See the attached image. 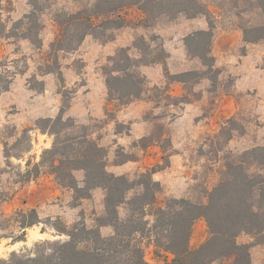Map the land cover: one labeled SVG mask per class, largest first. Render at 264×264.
<instances>
[{
  "label": "rangeland",
  "instance_id": "obj_1",
  "mask_svg": "<svg viewBox=\"0 0 264 264\" xmlns=\"http://www.w3.org/2000/svg\"><path fill=\"white\" fill-rule=\"evenodd\" d=\"M95 1L3 0L7 30L34 9L43 28L41 48L0 30V259L13 252L33 256L45 241L68 239L53 226L58 217L68 228L78 221L95 227L105 213L102 187L80 199L72 188L61 186L48 167L37 178L23 181L21 173L29 167L28 160L31 167L40 162L43 151L56 139L51 125L39 120L56 118L62 108L64 120L70 118L68 123L73 125L65 127L61 137L89 134L107 150L110 172L139 180L142 172L157 168L160 179H153L160 183L157 201L162 205L172 198L208 203L227 163L246 150L264 146V37L249 40L261 31L247 36L245 31L264 27V0H201L209 12L195 17L184 13L148 16L132 6L121 12L127 20L123 27L98 37L89 34L78 49L59 53L63 82L55 73L45 78L42 69L59 31L55 18ZM210 22L213 69L187 44L190 34L209 29ZM123 48L132 58L131 68L146 77L144 93L132 99L119 98L107 85ZM190 71L198 74H187L184 82L175 79ZM7 84L9 89L3 90ZM119 164L127 166L125 172L114 171ZM74 174L83 186L85 171L78 169ZM140 189L130 191L128 197ZM31 208L38 210L41 222L26 229L24 240H17L14 237L21 230L8 219L19 209ZM119 212L125 218L127 205ZM153 218L147 216L151 224ZM113 231L109 226L101 232L109 236ZM209 236L206 219H198L191 246H200ZM237 240L251 244L252 264H264V233L243 232ZM142 242L148 262L166 264L173 258L165 250L158 251L151 238ZM230 262L221 259L211 264Z\"/></svg>",
  "mask_w": 264,
  "mask_h": 264
},
{
  "label": "trees",
  "instance_id": "obj_2",
  "mask_svg": "<svg viewBox=\"0 0 264 264\" xmlns=\"http://www.w3.org/2000/svg\"><path fill=\"white\" fill-rule=\"evenodd\" d=\"M132 6H138L146 15L154 17L181 13L195 17L209 12L201 0H96L90 7L59 13L55 18L59 31L50 44L49 58L42 74L55 73L63 82L59 53L78 49L89 34L98 37L108 30L123 27L127 20L121 12ZM3 10V0H0L2 33L29 39L38 48L42 47L43 25L35 9L15 22L11 30H7L2 18ZM20 28H23L21 32ZM245 31L246 36L251 31H261L249 40L264 37L262 25ZM213 35L210 22L209 29L198 30L187 37L190 51L211 69L215 65V57L211 54ZM121 53L118 65L108 75V88L119 98L139 97L145 91L146 77L131 68L132 58L127 49L123 48ZM187 74L198 73L185 72L176 75L175 79L184 82ZM9 85L3 86V90H8ZM42 89L44 85L39 88L40 91ZM68 120L70 118L64 120V108L56 118L39 120L51 125L50 130L56 139L51 148L43 151L40 162L31 167L32 162L28 160L29 167L21 173L23 181L37 178L42 169L48 167L57 182L72 188L80 199L90 197L93 189L102 187L106 191L105 213L98 217L95 227L78 221L68 228L58 217L53 220V226L60 233L67 234L68 239L45 241L33 256L13 252L9 258H1L0 264H152L144 254L142 240L146 237L153 240L158 251L162 249L173 255L166 264H211L221 259H230L229 264H252L251 244L240 243L237 237L243 232L264 233V146L246 150L227 163L225 175L210 192L208 203L196 204L186 198H172L162 205L157 201L160 183L153 179L157 168L142 172L139 180L110 172L107 169V150L89 134L61 137L62 130L73 125ZM24 132H29V129ZM251 167L257 170H251ZM78 169L85 171L83 186L74 174ZM137 187L141 189L128 197L129 192ZM123 204L128 208L125 218L119 212ZM149 215L154 216L152 224L147 219ZM200 218L206 219L210 236L194 248L191 246L193 226ZM8 220L16 222L21 230V234L14 238L24 240L26 229L39 224L41 217L36 208L19 209ZM102 226H112L113 233L103 235Z\"/></svg>",
  "mask_w": 264,
  "mask_h": 264
},
{
  "label": "crops",
  "instance_id": "obj_3",
  "mask_svg": "<svg viewBox=\"0 0 264 264\" xmlns=\"http://www.w3.org/2000/svg\"><path fill=\"white\" fill-rule=\"evenodd\" d=\"M50 75H51V73H48V74H46L44 77H45V78H48V77H50ZM126 169H127V166H126V165H124V164H119V165H116V166H115L114 171H116V172H118V173H123V172L126 171ZM153 177H154V178H157V179H160V174H158V172H154V173H153ZM108 227H109V226H102V227H101V231H102L103 229H107Z\"/></svg>",
  "mask_w": 264,
  "mask_h": 264
}]
</instances>
